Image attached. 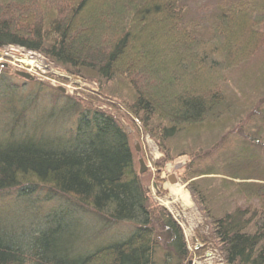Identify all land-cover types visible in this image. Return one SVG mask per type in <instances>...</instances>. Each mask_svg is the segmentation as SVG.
Wrapping results in <instances>:
<instances>
[{"label": "trees", "instance_id": "16d2710c", "mask_svg": "<svg viewBox=\"0 0 264 264\" xmlns=\"http://www.w3.org/2000/svg\"><path fill=\"white\" fill-rule=\"evenodd\" d=\"M191 11L187 0H0V49L41 53L102 88L122 79L133 98L114 97L132 99L136 127L168 160L166 144L194 126L225 130L246 103L253 123L235 157L195 171L225 189H192L204 242L226 264H264V97L242 99L264 72V0H222L210 23ZM245 62L253 72L229 75ZM9 70L0 67V264H157L159 249L183 264L184 230L153 208L116 115Z\"/></svg>", "mask_w": 264, "mask_h": 264}, {"label": "rangeland", "instance_id": "374dc122", "mask_svg": "<svg viewBox=\"0 0 264 264\" xmlns=\"http://www.w3.org/2000/svg\"><path fill=\"white\" fill-rule=\"evenodd\" d=\"M221 1L187 0L192 10L189 18H200L210 23L215 15L213 12ZM16 51L21 55H16ZM24 53H30L34 56L35 61L33 64L23 62L22 56ZM161 53L163 54L162 51ZM5 63L8 65L6 68L10 69L9 71L16 79H22L16 75L18 71L29 73L34 76L33 82L45 84L57 91L62 88L65 91L64 93L59 91L62 94L75 97L80 101L83 100L86 105H90L92 108L116 115L120 124L131 135L135 166L138 173L141 170L140 161H144L147 170L142 176L150 194V202L153 208L157 211L159 209L168 211L181 224L184 230L189 255L183 264H226L217 247H213L211 241L204 242L201 238V236H205L208 239L207 237L211 233L205 227L206 218L197 202L192 187L198 186L207 192L211 191V193L215 192L217 194L225 189L223 178L199 177L195 175V171L196 169H201V167L213 165L218 161H226L235 157L241 141L238 135L239 130L241 127H248L253 123V119H250L253 112L249 115L250 111H253L252 108L248 109L246 103H244L245 105L240 104L235 112L228 114V119L224 125L229 123L225 130L224 128L221 129V126H218V129L209 130L203 129L201 126L191 127V133L188 132V134L176 137L166 144L171 152V158L168 160L157 139H153L149 134L136 127V116L133 114L131 107L132 99L119 100L114 97L118 93H126V95H130L133 98L122 79L117 78L110 83L104 82L102 88L99 80L91 73L72 71L69 68L60 66L55 61L47 59L41 53L17 47L0 49V67H4L2 64ZM138 64L142 67L141 63ZM252 65L254 64L245 62L243 66L232 71L229 75L239 72L241 73V78L245 77L249 71L253 72ZM201 78L205 79L204 76ZM257 79L259 80L253 84L245 85L246 83H243L244 91H246V95L242 96L243 100L246 99L247 102L253 103L249 100L254 101L261 95L264 97V72ZM23 81L27 80L22 79L15 82L19 84L22 82L21 84H23ZM84 89L89 91L85 93ZM236 95L235 93V99H237ZM261 100L256 103V109L260 107L259 109L262 110L264 107V101ZM236 115L240 116V118L234 120ZM154 122L165 123L161 119L154 120ZM239 204H241V201ZM155 226L158 229L156 240L160 244L158 246L161 247L163 237L159 235L162 234V230L158 222ZM158 251L160 253H157L159 256L157 264H166L162 261V255H160L163 250L159 249ZM170 264L174 263L171 262Z\"/></svg>", "mask_w": 264, "mask_h": 264}, {"label": "water", "instance_id": "95a60500", "mask_svg": "<svg viewBox=\"0 0 264 264\" xmlns=\"http://www.w3.org/2000/svg\"><path fill=\"white\" fill-rule=\"evenodd\" d=\"M16 53H18V52L16 51ZM2 66H4L6 68L7 67V64H3ZM16 75L19 76V77H21L22 79L27 80V81H33L34 80V76H32V75H30L29 73H26V72L18 71V72H16ZM58 90L60 92H62V93L65 92L64 89H62V88H59ZM140 164H141L140 173L143 174V173H145V171L147 169L145 167V164H144V161L143 160L140 161Z\"/></svg>", "mask_w": 264, "mask_h": 264}, {"label": "bare ground", "instance_id": "6f19581e", "mask_svg": "<svg viewBox=\"0 0 264 264\" xmlns=\"http://www.w3.org/2000/svg\"><path fill=\"white\" fill-rule=\"evenodd\" d=\"M15 54V53H14ZM16 55H21L19 52L18 53H16ZM23 59H24V63H26V64H33L34 63V61H35V58H34V56L33 55H31L30 53L29 54H27V53H24L23 54Z\"/></svg>", "mask_w": 264, "mask_h": 264}]
</instances>
